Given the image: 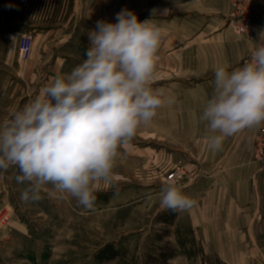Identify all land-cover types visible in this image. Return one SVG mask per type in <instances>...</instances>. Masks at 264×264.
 Segmentation results:
<instances>
[{"label": "clouds", "instance_id": "clouds-1", "mask_svg": "<svg viewBox=\"0 0 264 264\" xmlns=\"http://www.w3.org/2000/svg\"><path fill=\"white\" fill-rule=\"evenodd\" d=\"M163 36L152 19L140 21L128 9L116 14L115 23L97 21L83 62L70 73H57L41 95L0 125V170L18 167L16 182L29 185L22 202L40 201L41 188L51 184L78 205L94 208V187L111 183L118 149L165 103H174L152 87ZM199 120L212 133V150L264 122V44H257L242 67L215 69L214 91ZM160 197L161 207L173 212L195 203L175 184L162 187Z\"/></svg>", "mask_w": 264, "mask_h": 264}, {"label": "crops", "instance_id": "crops-1", "mask_svg": "<svg viewBox=\"0 0 264 264\" xmlns=\"http://www.w3.org/2000/svg\"><path fill=\"white\" fill-rule=\"evenodd\" d=\"M38 1L30 0L33 51L40 39L43 51H48L51 42L59 41L61 56L56 54L57 58L63 57L62 52L69 48L80 56L87 49L85 38L78 45L74 43L77 34L84 37V28H73L66 34L64 28L68 24L76 26L90 20L95 29L99 20L115 23L116 14L121 11L118 0H98L91 11L87 10L85 0H73L76 7L72 6L68 17L57 18L59 11L64 10L59 4L51 10L54 14L49 19L47 8H37ZM0 6L7 20L18 14L17 18L12 17L14 23L23 25L26 13L19 0H0ZM124 9L134 12L133 0L126 1ZM140 9L148 14L144 20L152 19L164 31L157 65L173 84L170 96L165 97L174 98V103L164 105L165 116H170L171 129L178 131L184 141L190 176L197 177L184 188L186 196L195 201L194 206L179 212L177 220L187 222L194 242L199 243L202 264H209L208 259L218 264H264V220L259 215L264 175L252 160L254 140L264 122L226 138L220 150H212L207 139L212 133L206 122L199 120L214 91L215 69L226 66L232 71L248 63L253 41L233 33L226 20L231 12L230 0H140ZM166 9L168 12L164 13ZM254 19L256 33L264 44V36H260L264 32V0H257ZM54 22L61 28H53ZM3 30L0 95L25 94V70L13 51L21 34L13 29Z\"/></svg>", "mask_w": 264, "mask_h": 264}, {"label": "rangeland", "instance_id": "rangeland-1", "mask_svg": "<svg viewBox=\"0 0 264 264\" xmlns=\"http://www.w3.org/2000/svg\"><path fill=\"white\" fill-rule=\"evenodd\" d=\"M126 1L118 0L119 10L125 8ZM97 2L85 0L84 4L91 11ZM19 4L26 13L23 25L14 23L12 17L17 18L18 14L7 20L0 6V30L13 29L21 35L34 30L29 26L33 19L30 0H19ZM59 4L64 10L59 11L57 18L68 17L72 6L76 7L73 0H62V3L40 0L36 6L40 10L47 8L51 19L54 14L51 10L60 7ZM133 9L140 21L147 19L148 14L140 9V0H133ZM90 23L83 20L81 25L68 24L64 29L68 34L73 28H84H81L84 37L77 34L74 43L84 41L88 47V33L94 28ZM55 24L53 28H61ZM254 27L256 33L255 19ZM256 36L263 44L258 33ZM18 45L13 47L17 56ZM59 45V41L51 42L48 51H43L40 39L33 57L20 62L26 74L27 91L13 96L0 95V125L41 95L57 73H70L86 58L70 48L62 52L65 56L57 58L56 54L61 56ZM164 72L156 65L152 87L170 96L173 84ZM165 111L166 107L159 108L151 123L141 125L134 138L118 149L111 183L100 181L94 187L93 209L78 205L75 198L58 192L51 184L41 188L40 201L24 203L20 195L29 185L16 182L15 177L20 174L18 167L0 170V264H145L163 246L176 253L168 264H202L200 245L194 242L187 222L177 220L179 212L171 225L162 217L169 212L160 205L162 187L175 184L186 195L185 186L197 180L186 168L184 141L178 131L171 129L173 121L165 116ZM105 248L113 250L112 259L102 256ZM208 262L218 264L214 259Z\"/></svg>", "mask_w": 264, "mask_h": 264}, {"label": "built area", "instance_id": "built-area-1", "mask_svg": "<svg viewBox=\"0 0 264 264\" xmlns=\"http://www.w3.org/2000/svg\"><path fill=\"white\" fill-rule=\"evenodd\" d=\"M255 3V0H230L231 12L226 18L233 33L238 36L248 35L253 41L254 48L257 44H261L257 40L256 33H254ZM18 42L19 61L25 63L33 57L32 54L35 45L34 36L31 32H26L20 36ZM252 52L247 62L250 61ZM258 132L259 133L254 140V150L252 156L253 161L259 165V170L264 175V126L261 127ZM179 177H181L180 174ZM259 215L264 220V198L262 199V208Z\"/></svg>", "mask_w": 264, "mask_h": 264}, {"label": "trees", "instance_id": "trees-1", "mask_svg": "<svg viewBox=\"0 0 264 264\" xmlns=\"http://www.w3.org/2000/svg\"><path fill=\"white\" fill-rule=\"evenodd\" d=\"M176 213L177 212H173L169 210L167 214L162 216L163 221H165L167 225L173 224L175 222L174 219H175ZM158 250H159V253L156 255L152 254L151 256H149L145 264H168V261L172 259L174 256H176L175 251L171 248H166L163 246L162 248H159ZM112 251H113L112 249L105 248V250L102 251V256L106 255L112 259L114 257Z\"/></svg>", "mask_w": 264, "mask_h": 264}]
</instances>
